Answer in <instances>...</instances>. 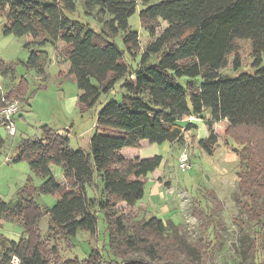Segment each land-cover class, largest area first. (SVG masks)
Wrapping results in <instances>:
<instances>
[{
  "label": "trees",
  "instance_id": "16d2710c",
  "mask_svg": "<svg viewBox=\"0 0 264 264\" xmlns=\"http://www.w3.org/2000/svg\"><path fill=\"white\" fill-rule=\"evenodd\" d=\"M138 2L141 27L153 38L141 52L138 33L128 24ZM88 6L107 16L105 32L71 22L64 10L75 9L73 0H0L5 35L26 36L35 43L29 40L26 47L63 44L56 54L68 63L65 73L76 83L82 112L121 80L120 100H108L97 113L89 151L72 149L68 136L47 126L39 137L17 144L16 160H26L44 181L38 188H19L14 209L0 200V220L7 213L22 223L21 236L8 241L0 264L13 257L19 264H103L97 249L83 259L52 261L58 251L47 247L39 232L40 220L48 215L49 237L71 238L78 230L95 235L98 212L103 213L107 250L116 264H195L196 257L217 264L221 238L216 215L223 203L215 191L201 194L205 207L198 204L193 210L200 220V236L194 241L186 243L182 224L174 225L173 235L156 216L127 222L119 205L132 207L142 199L144 179L162 157L125 158L119 152L139 148L143 140L172 144L192 131L189 144L209 154L216 143L211 123L221 120L227 122L225 138L232 140L238 158L236 198L254 228L248 251L259 257L264 253V0H86ZM163 22L166 26L157 33ZM116 36L123 47L115 43ZM237 40L250 41L244 66ZM39 53L30 54L29 67L39 65ZM232 53L231 72L221 73ZM127 55L139 57L136 68L130 67ZM6 68L0 64V74ZM182 77L186 79L180 85ZM204 112L209 113L204 123L208 136L197 140L196 126L183 119ZM52 165L62 168L65 183L56 181ZM37 193L57 199L46 209L35 199Z\"/></svg>",
  "mask_w": 264,
  "mask_h": 264
},
{
  "label": "rangeland",
  "instance_id": "374dc122",
  "mask_svg": "<svg viewBox=\"0 0 264 264\" xmlns=\"http://www.w3.org/2000/svg\"><path fill=\"white\" fill-rule=\"evenodd\" d=\"M75 9L64 10V14L71 22H77L84 28L94 31L105 32L107 16L99 12V9L85 7L86 0H73ZM142 8L137 4L135 13L128 19V24L139 36V52L152 41V37L141 27L139 11ZM6 20L0 13V64L5 67V74H0V107L2 97L6 93H16L14 98L19 102L20 111L15 115L14 122L16 134L10 136L0 126V200L7 203L10 209L17 206L19 200L18 190L26 184L38 188L44 178L36 175L26 160L17 161L15 148L24 138L39 137L42 126L69 137V146L72 149L89 151V141L95 132L97 113L110 99L120 100L121 80L116 83L114 89L107 95H101L96 104L89 110L82 112L77 99L79 91L72 76L65 73L68 63H61L62 59L57 56L62 47L60 43L53 47L46 43L39 55V65L29 67L27 60L32 52L40 51L38 47H26L30 40L26 36L5 35L1 30ZM166 24L163 22L157 28L159 33ZM118 36V35H117ZM115 37V43L121 48L119 37ZM31 41V40H30ZM32 44H35L31 41ZM237 51L240 55L241 64L248 62L251 50L249 40H237ZM55 53V54H54ZM233 53L228 56V64L221 69V73L231 72ZM58 63H57V58ZM56 59V60H55ZM127 62L132 69L137 67L139 57ZM61 63V64H60ZM45 69L46 77L41 75ZM44 74V72H43ZM185 77L178 79V84L183 85ZM209 118V113L204 112L202 117L189 116L183 119V123H196L199 126ZM205 126V124H204ZM226 120L215 121L211 127L216 135V143L211 153L203 151L198 144H189L192 131L187 132L183 138L174 144L164 142L152 144L150 150L143 147L144 157L153 155L162 156L163 160L158 168L145 179V194L134 206L126 207L119 205V212L123 213L127 222L156 216L167 225V230L175 235L174 225L180 223L186 232V243L194 241L200 236L198 216L193 213L194 208L200 204L205 207V200L201 194L206 190H214L217 197L222 201V209L217 212L216 220L220 235V248L215 252L217 264H264V253L255 257L248 251V246L254 235V228L248 221V215L236 198L240 194L238 186L239 166L236 152L231 139L225 138L224 130ZM196 139L201 137L199 128L194 130ZM153 147V148H152ZM188 153L192 168L181 171L177 166V158L181 151ZM132 148H124L123 154H134ZM140 151V153H141ZM155 152V154L153 153ZM52 175L59 183H65L62 168L50 166ZM101 187V185H100ZM97 188L98 198L102 195L101 188ZM89 194L91 191L88 190ZM35 199L46 209L50 208L57 197L52 194L37 193ZM48 215L39 222V232L47 247L54 246L58 251L52 261H62L66 258H86L92 249L101 253L103 264H116L118 260H112L108 252V236L103 213L97 214V231L90 235L85 230H78L75 236L49 237L47 233ZM22 234V223L17 215L4 214L0 220V254L10 240H17ZM195 264H206L205 259L196 257Z\"/></svg>",
  "mask_w": 264,
  "mask_h": 264
},
{
  "label": "built area",
  "instance_id": "2783aa9c",
  "mask_svg": "<svg viewBox=\"0 0 264 264\" xmlns=\"http://www.w3.org/2000/svg\"><path fill=\"white\" fill-rule=\"evenodd\" d=\"M2 106L0 107V126H2L8 135L14 136L16 134V127L14 122L15 115L20 111L19 102L14 98L2 97ZM177 166L181 171L191 169L192 163L189 159L188 153L183 150L177 158ZM9 264H19L17 258L13 257Z\"/></svg>",
  "mask_w": 264,
  "mask_h": 264
},
{
  "label": "crops",
  "instance_id": "0c3cea01",
  "mask_svg": "<svg viewBox=\"0 0 264 264\" xmlns=\"http://www.w3.org/2000/svg\"><path fill=\"white\" fill-rule=\"evenodd\" d=\"M61 44V47L63 46V44L62 43H60ZM57 46V44H55V45H53V47H54V49H55V47ZM43 47V46H42ZM42 47H38L39 48V50L42 52V53H44V50H42ZM55 54V53H54ZM56 57V56H55ZM57 58V57H56ZM58 59L59 58H57V63H58ZM61 59V58H60ZM59 59V60H60ZM56 60V59H55ZM61 63H66V61H64V60H62V62ZM60 63V64H61ZM43 72H44V74H43ZM41 75H44L45 77H46V72H45V69H42V73H40ZM79 95V94H78ZM189 123H191V122H189ZM191 124H193V125H195V126H197L198 128H199V130H200V133H201V137L199 138V139H197V140H200V139H202V138H206L207 136H208V131H207V129H206V126H204V124H202L201 126H199L198 124H196V123H191ZM146 140H143V141H141L140 142V147L139 148H132L133 150H135L133 153L134 154H123V150H124V148L123 149H121L120 150V154L123 156V157H125V158H134V157H139V158H146V157H144V155L142 154V149H143V147H145L146 146ZM172 144H174V143H172ZM147 146L148 147H146V148H148L147 150H150L149 148H151L150 146H153L152 144H149L148 142H147ZM153 148V147H152ZM140 151H141V153H140ZM154 154H155V152H153ZM154 156V155H153ZM149 157H152V156H149ZM162 157V156H161ZM162 160H163V158H162ZM155 171V170H154ZM122 206H125L124 204H122Z\"/></svg>",
  "mask_w": 264,
  "mask_h": 264
}]
</instances>
